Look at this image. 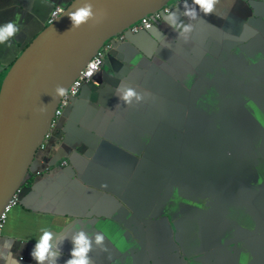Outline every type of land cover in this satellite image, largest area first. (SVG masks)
Masks as SVG:
<instances>
[{
  "label": "crops",
  "instance_id": "0c3cea01",
  "mask_svg": "<svg viewBox=\"0 0 264 264\" xmlns=\"http://www.w3.org/2000/svg\"><path fill=\"white\" fill-rule=\"evenodd\" d=\"M70 1L0 0V25L20 26L0 44V83L50 12ZM193 23L188 43L163 20L111 41L7 213L0 243L12 242L20 264H36L44 230L65 264L74 226L104 237L103 247L92 238V264H264V0H220ZM120 81L150 95L129 107L115 95ZM228 153L253 159L244 175L260 184L255 192L235 184ZM226 155L232 167L221 178Z\"/></svg>",
  "mask_w": 264,
  "mask_h": 264
},
{
  "label": "water",
  "instance_id": "95a60500",
  "mask_svg": "<svg viewBox=\"0 0 264 264\" xmlns=\"http://www.w3.org/2000/svg\"><path fill=\"white\" fill-rule=\"evenodd\" d=\"M173 1L90 0L105 18L70 31L67 13L85 2L71 0L9 65L0 83V213L25 182L50 129L56 86L67 89L106 41Z\"/></svg>",
  "mask_w": 264,
  "mask_h": 264
},
{
  "label": "clouds",
  "instance_id": "9594fccd",
  "mask_svg": "<svg viewBox=\"0 0 264 264\" xmlns=\"http://www.w3.org/2000/svg\"><path fill=\"white\" fill-rule=\"evenodd\" d=\"M219 2L220 0H191V4H189L188 0H184L183 5H182L183 10L181 11V10H173L176 7L175 1H173V2H169L168 5L162 7L160 10L156 12H162L165 8H169L170 11L166 12L165 14L162 13L163 14L162 20L164 24L168 26L169 28H171L173 31L177 32L178 37L184 40L185 43H188L190 41L191 34L195 31V27H196L195 23L193 22L197 21L200 18V13H203L204 16H209L213 14V12L215 11L216 5ZM197 9H199V11ZM67 15L72 23V28L70 30L72 31L73 29L79 28L81 25L88 24L89 22H91L93 25L101 23L102 20L105 18L106 13L95 9L94 5L90 2V0H85V2L82 3L80 7H77L75 11H69ZM181 16L187 17L189 20V23H184L180 19ZM47 24H49L48 21H47ZM131 26L127 30H130ZM155 30L159 31L160 34L163 35V33L159 29H155ZM19 32H20V26L15 21H8L0 25V44H3L9 41L11 38L15 37ZM116 37L111 38L109 41H106L105 43L111 42ZM104 44L102 45V47L104 46ZM109 54L110 52L107 54L106 58L109 56ZM97 63L99 62L97 61ZM93 81L94 80H92L91 82ZM67 89L61 85H57L56 88L54 89V95L52 96L53 101L54 100L60 101L62 97H65L67 95ZM115 95L119 98L121 102H123V104L129 107H133L135 105L142 103L145 100L146 96H149L150 93L137 91V89L131 86L130 83L125 82V81H120V84L115 89ZM77 96L71 101L70 105L67 108L71 106V104L76 100ZM119 106L120 104H117L116 108H118ZM66 109L64 111H66ZM64 111L62 115L58 118V120L62 118ZM56 131L57 129L55 127V129L52 132H50L51 133L50 137H52ZM49 139H47V141ZM43 143H44V139H43ZM20 190L21 189H19V191L16 192L18 195H19ZM75 228H78V226H74L73 231H75L76 234L71 238V243L73 244V248L70 253V258L65 261V264H92V260L88 255V253L92 250V238L94 237L95 244L97 246L103 247L104 237L99 233L98 234L96 233L94 235L91 233H88L86 235L84 230H81V229L75 230ZM59 236H60V239L57 241V244L62 245V242L68 239V236L66 234L59 235ZM52 238H53V233L47 230L43 231V235L37 241L35 248L31 252V257L33 260L36 261V264H45L46 261L48 262V264H57V261L60 259L62 255V251L60 250V248H54V245L50 243V241H52ZM12 246H13L12 242L9 240H6L3 243H0V261H2L3 264H20V261H22L23 257H21L20 260L15 259V256L12 253Z\"/></svg>",
  "mask_w": 264,
  "mask_h": 264
},
{
  "label": "built area",
  "instance_id": "2783aa9c",
  "mask_svg": "<svg viewBox=\"0 0 264 264\" xmlns=\"http://www.w3.org/2000/svg\"><path fill=\"white\" fill-rule=\"evenodd\" d=\"M63 11L62 8L56 7L52 10L49 15L48 22H52L59 14ZM170 11L169 8H165L162 12H156L154 14L148 15L145 18L139 20L136 24L132 25L130 31L132 33H138L142 30L151 29L154 24L158 21L162 20L163 14ZM113 45L111 42L105 43L104 46L90 59V61L85 65L83 70H81L78 76L74 79V81L70 84L67 89V95L62 97L56 107L53 115V119L51 121L50 131L44 136V142L50 138L51 133L57 124L58 118L62 115L63 111L70 105L71 101L77 96L80 87L83 84L90 83L94 76L99 73L104 65V61L106 59L107 54L112 49ZM97 61L99 63H97ZM66 162H63L62 165H65ZM18 201V194H14L8 204L4 207L2 212L0 213V231L2 230L5 222L6 216L9 209L15 205Z\"/></svg>",
  "mask_w": 264,
  "mask_h": 264
},
{
  "label": "flooded vegetation",
  "instance_id": "af4514ba",
  "mask_svg": "<svg viewBox=\"0 0 264 264\" xmlns=\"http://www.w3.org/2000/svg\"><path fill=\"white\" fill-rule=\"evenodd\" d=\"M258 33L264 37V31L259 30ZM252 39H253V37L250 40H252ZM262 149L264 151V141L262 142ZM228 155H229L228 157L234 156L236 158V161H237V164L234 165V169H233V171L235 172V175L233 177L235 182H236L235 184L236 185L241 184L243 187L249 188L248 189L249 191L254 190V192H255V189L254 188L252 189V187L253 186L259 187L260 184L254 183L253 181H251V180H253L251 178H250L251 180H248L244 175V174H247L246 164L248 162L251 164L253 162V159L251 157L244 156L241 153H232V154L228 153ZM228 157L226 155V158L223 161V164L220 165L219 177H221V178H225V177H227L228 174H230L232 163H231V160L227 159ZM257 190H258V192H260L259 188ZM263 190L264 189L261 187V191H263ZM250 195H251V193H250ZM252 206H253V201H252ZM260 249H261V252H264V248L260 247ZM240 261L243 262L242 258H240Z\"/></svg>",
  "mask_w": 264,
  "mask_h": 264
},
{
  "label": "trees",
  "instance_id": "16d2710c",
  "mask_svg": "<svg viewBox=\"0 0 264 264\" xmlns=\"http://www.w3.org/2000/svg\"><path fill=\"white\" fill-rule=\"evenodd\" d=\"M23 186V185H22ZM22 186H21V188L20 189H22Z\"/></svg>",
  "mask_w": 264,
  "mask_h": 264
},
{
  "label": "rangeland",
  "instance_id": "374dc122",
  "mask_svg": "<svg viewBox=\"0 0 264 264\" xmlns=\"http://www.w3.org/2000/svg\"><path fill=\"white\" fill-rule=\"evenodd\" d=\"M3 76H4V75H3ZM3 76H2V77H3Z\"/></svg>",
  "mask_w": 264,
  "mask_h": 264
}]
</instances>
